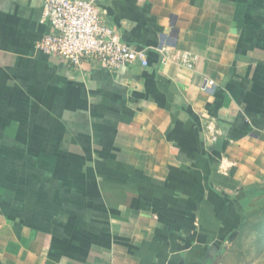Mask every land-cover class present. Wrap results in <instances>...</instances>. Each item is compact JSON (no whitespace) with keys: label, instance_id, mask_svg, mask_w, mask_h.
Wrapping results in <instances>:
<instances>
[{"label":"crops","instance_id":"1","mask_svg":"<svg viewBox=\"0 0 264 264\" xmlns=\"http://www.w3.org/2000/svg\"><path fill=\"white\" fill-rule=\"evenodd\" d=\"M97 3L149 65L50 57L0 0V264H206L264 208V0Z\"/></svg>","mask_w":264,"mask_h":264},{"label":"built area","instance_id":"2","mask_svg":"<svg viewBox=\"0 0 264 264\" xmlns=\"http://www.w3.org/2000/svg\"><path fill=\"white\" fill-rule=\"evenodd\" d=\"M43 20L50 31L36 47L50 57L79 67L83 62L97 60L110 70L140 63L149 65V47H136L127 42L116 27L106 22L97 0H42ZM161 63L175 60L191 68L197 56L190 52L173 53L166 40L157 46ZM207 84L213 86L214 80Z\"/></svg>","mask_w":264,"mask_h":264},{"label":"rangeland","instance_id":"3","mask_svg":"<svg viewBox=\"0 0 264 264\" xmlns=\"http://www.w3.org/2000/svg\"><path fill=\"white\" fill-rule=\"evenodd\" d=\"M206 264H264V208L253 209L247 223Z\"/></svg>","mask_w":264,"mask_h":264},{"label":"trees","instance_id":"4","mask_svg":"<svg viewBox=\"0 0 264 264\" xmlns=\"http://www.w3.org/2000/svg\"><path fill=\"white\" fill-rule=\"evenodd\" d=\"M246 218H247V216H244L243 221L240 225L241 228L246 224Z\"/></svg>","mask_w":264,"mask_h":264}]
</instances>
